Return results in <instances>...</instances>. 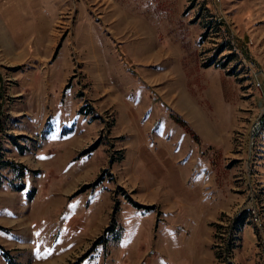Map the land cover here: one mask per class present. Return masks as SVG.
I'll return each instance as SVG.
<instances>
[{"label":"rangeland","instance_id":"rangeland-1","mask_svg":"<svg viewBox=\"0 0 264 264\" xmlns=\"http://www.w3.org/2000/svg\"><path fill=\"white\" fill-rule=\"evenodd\" d=\"M263 107L264 0H0V264H264Z\"/></svg>","mask_w":264,"mask_h":264},{"label":"trees","instance_id":"trees-1","mask_svg":"<svg viewBox=\"0 0 264 264\" xmlns=\"http://www.w3.org/2000/svg\"><path fill=\"white\" fill-rule=\"evenodd\" d=\"M225 50V48H224V46H221V47H219V48H217L214 52V54H213V57L210 59V61H208V63L206 64V67H210L211 65H212V59L213 58H215L216 56H218L220 53H222L223 51ZM227 50H229V51H231V53L230 54H228V55H226V56H224V58H225V60H227L226 61V63H228V62H230V60H231V58H232V55H233V49L230 47V46H228V49ZM226 63L224 64V65H226ZM176 122L178 123V124H180L182 127H185V124H184V122H182L181 120H176ZM194 138H195V136H194ZM4 166H8V167H10V166H12L13 167V164L12 163H8V162H5V164H3ZM22 167V166H21ZM235 230H239V228H240V225H242V223H243V216L242 217H239L235 222ZM236 238V233H234V234H232L231 236H230V238H229V241H228V245L229 246H227V249H233V244H235V242L236 241H234V239ZM237 240L239 241V239L237 238ZM227 264H230V263H227Z\"/></svg>","mask_w":264,"mask_h":264},{"label":"built area","instance_id":"built-area-1","mask_svg":"<svg viewBox=\"0 0 264 264\" xmlns=\"http://www.w3.org/2000/svg\"><path fill=\"white\" fill-rule=\"evenodd\" d=\"M260 113L261 114L259 115L258 118H256V121L254 122L253 127L251 129V137L252 138L255 137L259 133V131L262 127V120H263V116H264V107Z\"/></svg>","mask_w":264,"mask_h":264}]
</instances>
